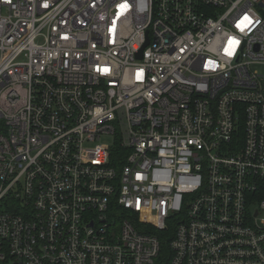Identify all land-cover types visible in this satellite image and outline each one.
Listing matches in <instances>:
<instances>
[{
  "label": "built area",
  "instance_id": "obj_1",
  "mask_svg": "<svg viewBox=\"0 0 264 264\" xmlns=\"http://www.w3.org/2000/svg\"><path fill=\"white\" fill-rule=\"evenodd\" d=\"M256 65L264 0H0V264H264Z\"/></svg>",
  "mask_w": 264,
  "mask_h": 264
},
{
  "label": "trees",
  "instance_id": "obj_2",
  "mask_svg": "<svg viewBox=\"0 0 264 264\" xmlns=\"http://www.w3.org/2000/svg\"><path fill=\"white\" fill-rule=\"evenodd\" d=\"M121 146L118 144L115 148V154H119V152H121ZM160 237L162 238L161 244H162V250L160 252L159 255V263L160 264H167L169 262V258L171 256V248H170V244L169 241L172 238L173 235V229L171 227H169V230L167 231H161V233H159Z\"/></svg>",
  "mask_w": 264,
  "mask_h": 264
},
{
  "label": "rangeland",
  "instance_id": "obj_3",
  "mask_svg": "<svg viewBox=\"0 0 264 264\" xmlns=\"http://www.w3.org/2000/svg\"><path fill=\"white\" fill-rule=\"evenodd\" d=\"M253 69H258V71L261 72V73L264 71V67L263 66H259V65L253 66ZM100 140H101V142L108 144L113 149H114V147L116 145V142H118L116 137L115 136H111V135H104L103 137H101ZM116 216H117V218L120 219L119 211L117 212ZM153 217H154L153 214H151L150 212L146 213V215L143 216V218H145V219L146 218L152 219Z\"/></svg>",
  "mask_w": 264,
  "mask_h": 264
},
{
  "label": "snow or ice",
  "instance_id": "obj_4",
  "mask_svg": "<svg viewBox=\"0 0 264 264\" xmlns=\"http://www.w3.org/2000/svg\"><path fill=\"white\" fill-rule=\"evenodd\" d=\"M229 54H231V53H229Z\"/></svg>",
  "mask_w": 264,
  "mask_h": 264
}]
</instances>
